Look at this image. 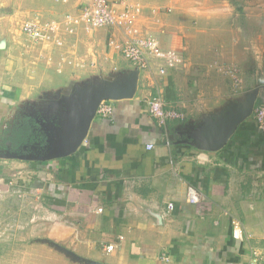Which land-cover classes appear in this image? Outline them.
<instances>
[{
	"label": "crops",
	"instance_id": "1",
	"mask_svg": "<svg viewBox=\"0 0 264 264\" xmlns=\"http://www.w3.org/2000/svg\"><path fill=\"white\" fill-rule=\"evenodd\" d=\"M59 1L62 9L72 10L93 0ZM136 1L142 8L141 27L164 48L185 56V65L165 77H152L123 58L111 44L124 40L119 29L64 31L59 45L49 50L28 42L9 23L12 18H0V208L18 198V208L25 211L0 232V263L250 264L252 252L264 257V216L244 186L250 178L264 183V132L251 117L218 151L191 144L205 121L259 89L256 107L264 62H251L246 51L242 63L248 60V69L245 63L217 61L227 49L239 55L233 51L237 33L225 24L239 16L224 12L230 0ZM48 54L60 59L58 67L69 74L73 87L84 86L82 92L66 90L60 102L56 94L44 97L43 80L32 79L27 67L36 69ZM225 66L240 69L239 89ZM134 73L133 97L107 100L114 106L112 117L96 115L76 153L45 161L6 156L11 145L5 130L19 119L28 115L37 121L38 136L27 146L37 154L47 144L50 127L59 126L60 107L78 98L87 102L88 90L90 100L103 90L124 88ZM155 96L186 118L161 126L148 111ZM190 186L201 194L196 204L188 202ZM261 195L264 201V191ZM168 204L173 205L169 213ZM98 207L103 213L96 212ZM234 220L241 223L242 240L232 236ZM14 223L19 230L12 229ZM110 244L115 249L107 253Z\"/></svg>",
	"mask_w": 264,
	"mask_h": 264
},
{
	"label": "built area",
	"instance_id": "2",
	"mask_svg": "<svg viewBox=\"0 0 264 264\" xmlns=\"http://www.w3.org/2000/svg\"><path fill=\"white\" fill-rule=\"evenodd\" d=\"M66 1V0H64ZM142 8L136 0H93L81 4L77 8L67 12L61 19H32L22 25V33L34 43L40 44L51 50L59 45L60 36L64 31L73 32L78 27H83L86 33L95 29L110 27L119 29L123 35L122 42L112 41L115 49L134 68L146 72L152 77H165L170 70L183 67L186 63L181 50L164 48L159 38L145 30L139 23ZM223 71L229 75L237 90L243 85L240 77V69L237 67H223ZM261 88V99L253 112V120L257 127L264 132V85ZM149 114L163 127L171 121H183L186 114L176 106L169 105L160 97H152L148 101ZM114 106L110 101H102L96 115L104 118L112 117ZM86 142V139L84 140ZM170 145V140L166 141ZM150 148H152L150 146ZM201 194L194 188H188V202L196 204L200 201ZM173 210V205L168 204L167 212ZM97 213H103V208L98 207ZM232 236L235 240L243 239L241 223L234 220ZM12 229L19 230V224L14 223ZM114 244L106 246V252L112 253ZM164 260L169 261L168 257ZM250 264H264V257L257 251L252 252Z\"/></svg>",
	"mask_w": 264,
	"mask_h": 264
},
{
	"label": "rangeland",
	"instance_id": "3",
	"mask_svg": "<svg viewBox=\"0 0 264 264\" xmlns=\"http://www.w3.org/2000/svg\"><path fill=\"white\" fill-rule=\"evenodd\" d=\"M38 2V4H36ZM59 0H31V4L26 3L25 5H18L16 2L12 0H0V18L5 19H13L12 22H9L11 25H14L13 27L15 30L22 33V25L29 20L32 19H40V20H46V19H59L63 18V16L71 11L67 9H62L63 6H60V4H63ZM230 4L227 5L228 8L224 12L230 13L231 10L236 11L237 19L236 22H226L225 24L231 25L229 28L231 30L236 31L237 34H234L232 36L233 42L236 40L234 36H238V44L237 50L234 49L233 51H238L239 55L238 58H235L230 49H227L225 51V56H223V59L217 60L219 62L224 61L228 63H234L240 67H243V63H245V69H248L247 63L248 60L242 63L243 52L250 53L249 59L250 61L259 62L263 64L264 62V0H245L242 2V0H230ZM243 3V4H242ZM241 4V5H240ZM77 8V7H75ZM54 11V12H51ZM3 19V20H5ZM10 24H6L4 22V27H9ZM213 26L215 24H212ZM218 26V25H217ZM12 28V27H11ZM81 29L82 27L76 28ZM23 34V33H22ZM24 35V34H23ZM26 37V36H25ZM27 41L32 43V40L28 37ZM222 41L228 46L230 45L229 39L227 37H223ZM58 46V45H57ZM229 48V47H228ZM52 54V51L49 52ZM52 57V58H51ZM246 58V57H245ZM58 59V58H57ZM55 59L53 56H50L48 54V57H43L40 61V63H37V68H30V66L27 67V71L30 74L32 79H35L36 76L37 81L40 79L43 80V95L44 97L47 95H50L52 93L55 95V97H58L56 102L63 101L66 97L63 96L65 94H61L62 92H65L66 90H70L73 92H76L80 90V92L83 91L84 86H74L70 83H72L71 79L69 78V74L62 73V69L58 67V60ZM60 65V64H59ZM264 71V68L261 69V72ZM259 74V72H258ZM69 86H68V83ZM79 92V93H80ZM28 116V115H26ZM24 118V117H23ZM23 118L19 119L16 124H12L9 128H7L6 135L7 138L11 137L13 132L17 129L18 123H23ZM25 120V119H24ZM10 152L17 155L22 154H32L33 149L29 150L27 147H25L21 152H15L10 148ZM261 179L252 180L250 178L249 182L245 184L244 186L248 188V198L252 201L257 202V206L260 207V212L264 216V201L262 198V193L264 191V183L260 182ZM18 198H15L13 200L9 199L7 202L10 203V205L4 207V209L0 208V232L4 233L6 232L4 227L7 225H10L14 220H16V217L19 216V213L24 215V210H20L18 208ZM2 209V210H1ZM23 211V212H22ZM25 216L28 217V214H25ZM31 224V223H30ZM28 222L26 223V227L30 228V225ZM12 225V224H11ZM3 253V249L1 248L0 243V257ZM2 264V263H0Z\"/></svg>",
	"mask_w": 264,
	"mask_h": 264
},
{
	"label": "water",
	"instance_id": "4",
	"mask_svg": "<svg viewBox=\"0 0 264 264\" xmlns=\"http://www.w3.org/2000/svg\"><path fill=\"white\" fill-rule=\"evenodd\" d=\"M136 85L137 74L134 73L124 88L112 87L110 91L103 90L90 100L88 95L91 91L88 90L86 92L87 102H85V98L77 97L78 99H75L71 105L60 107L58 113L59 126H51V133L47 131V144L42 151H38L37 154L22 155L9 153L6 156L23 160L45 161L67 157L76 153L87 138L90 124L96 116L99 104L105 100L133 97ZM259 94L260 90L256 89L249 94L245 102L241 104L232 103L217 116H214L213 119L205 121L202 130L198 133L196 142L191 144L208 151L222 149L229 142L239 125L252 117Z\"/></svg>",
	"mask_w": 264,
	"mask_h": 264
},
{
	"label": "trees",
	"instance_id": "5",
	"mask_svg": "<svg viewBox=\"0 0 264 264\" xmlns=\"http://www.w3.org/2000/svg\"><path fill=\"white\" fill-rule=\"evenodd\" d=\"M38 128V123L35 119L29 116L24 117L23 123H18L17 129L12 136L7 138L11 149L15 152H21L25 147L29 146L37 138L36 131Z\"/></svg>",
	"mask_w": 264,
	"mask_h": 264
}]
</instances>
